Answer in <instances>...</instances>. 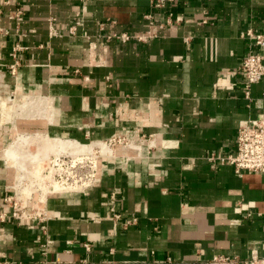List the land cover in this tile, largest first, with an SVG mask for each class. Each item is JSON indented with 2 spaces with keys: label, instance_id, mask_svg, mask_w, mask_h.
<instances>
[{
  "label": "crops",
  "instance_id": "0c3cea01",
  "mask_svg": "<svg viewBox=\"0 0 264 264\" xmlns=\"http://www.w3.org/2000/svg\"><path fill=\"white\" fill-rule=\"evenodd\" d=\"M153 1L0 0V264L264 257V173L207 159L234 153L240 123L264 117V78L247 98L241 72L250 48L242 34H264V0H175L164 10ZM149 13L165 27L148 41L103 37L145 34ZM17 44L26 48L12 72ZM116 134L153 135V148L100 157L86 192L28 197L49 220L13 218L5 198L25 145L69 148Z\"/></svg>",
  "mask_w": 264,
  "mask_h": 264
},
{
  "label": "built area",
  "instance_id": "2783aa9c",
  "mask_svg": "<svg viewBox=\"0 0 264 264\" xmlns=\"http://www.w3.org/2000/svg\"><path fill=\"white\" fill-rule=\"evenodd\" d=\"M175 0H154L153 5L156 8L165 9L171 7ZM149 21L150 29L145 34H136L131 31H110L103 35L106 41L118 39L123 43L131 41L146 42L153 35L152 28L158 27L163 29L164 23L159 22L157 18L151 13L146 15ZM172 13L166 19L167 24H172ZM116 21H112L115 24ZM82 25V19L76 18L74 23L70 26V33L75 35L78 27ZM52 33H55L54 31ZM242 36L250 41L249 51L244 58L241 65V72L244 77V94L247 98L251 97V88L255 83H258L264 78V34H255L248 30ZM26 47L22 45H15L10 53L14 63L11 65L12 72L20 65L19 53ZM153 135H140L137 139L128 137L125 134H116L112 137L97 141L89 142L86 144L93 146L91 148L81 149L78 157L70 159L67 154L59 153L54 154L52 158V173L47 179L48 191H52L55 185H58L63 192H86L95 183V178L98 169V159L100 157H115L117 147H125L137 153V156L143 154L144 144L147 145L148 152L153 148L152 140ZM95 144V145H94ZM207 159L212 165L228 164L235 167L237 171L248 170L258 173H264V117L258 119H249L242 121L238 128V136L236 143V151L227 156L218 155L212 152L208 155ZM126 160H130L127 157ZM21 177L17 179L14 192L5 198L12 208V216L18 220H39L47 221L50 219L45 208L36 203H29V198L32 194L38 192L39 197L45 195L40 192L41 187L36 190L40 182L39 178H30L24 175V170L21 171ZM28 188V191H26ZM30 191V193H29ZM47 191V192H48ZM120 213L114 214V219L119 220ZM136 217L127 219L125 226L135 224ZM208 264H264V257L253 255L249 259L241 258L238 255L221 254L214 257Z\"/></svg>",
  "mask_w": 264,
  "mask_h": 264
},
{
  "label": "rangeland",
  "instance_id": "374dc122",
  "mask_svg": "<svg viewBox=\"0 0 264 264\" xmlns=\"http://www.w3.org/2000/svg\"><path fill=\"white\" fill-rule=\"evenodd\" d=\"M79 142L81 144L82 143H89V142H84V141H79ZM92 146H93V144H91V146L86 147V148L88 149V148H91ZM51 148L52 149H50L49 147L46 149L41 148V147L39 148L37 146V143H32V142H30L28 145H25L23 147V149H24L23 157L21 158V156H20V159L18 157V161L23 162V164L20 165L21 168L19 169L20 173H19L18 178H20L22 176L21 171L24 170L25 176H28L32 179L34 177L37 179L38 178L40 179L39 180L40 182L38 183V185L34 186V189H29V190H36L37 188L39 189V187H41L39 193L42 191L45 194L47 193V191H48L47 188L49 185L47 183V179L51 176V173L53 171L51 161H52L54 154L63 153V154L70 155L69 156L70 159H74V158L78 157V155L81 152V149H83V148L85 149V147H82V145L76 146V147L72 146L69 148L67 146H65V148H62V147L61 148L60 147H58V148L57 147L56 148L51 147ZM15 162H17V160H15ZM42 176H45V177H43V179H42V178H40ZM35 178H34V180H35ZM52 189H53V191H59L58 187H56V186ZM26 191H28V188ZM29 193H30V191H29ZM36 193L38 194V192H36Z\"/></svg>",
  "mask_w": 264,
  "mask_h": 264
},
{
  "label": "bare ground",
  "instance_id": "6f19581e",
  "mask_svg": "<svg viewBox=\"0 0 264 264\" xmlns=\"http://www.w3.org/2000/svg\"><path fill=\"white\" fill-rule=\"evenodd\" d=\"M50 139V138H49ZM75 142H77L78 144L77 145H75L74 147H76V146H81L82 145V147H89V146H91V145H89V144H86V143H80L79 141H77V140H75ZM93 144V143H92ZM89 145V146H88ZM95 145V144H94ZM72 147V146H71ZM43 177H45V176H42V177H40V178H42L43 179ZM49 177V176H48ZM56 187H58V190L59 191H61V188L59 187V186H57V185H55Z\"/></svg>",
  "mask_w": 264,
  "mask_h": 264
}]
</instances>
